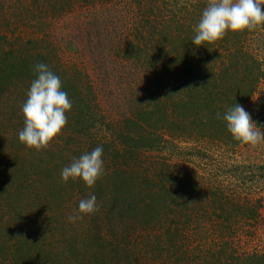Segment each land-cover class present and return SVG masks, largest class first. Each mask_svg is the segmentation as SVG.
I'll return each instance as SVG.
<instances>
[{
	"label": "trees",
	"instance_id": "trees-1",
	"mask_svg": "<svg viewBox=\"0 0 264 264\" xmlns=\"http://www.w3.org/2000/svg\"><path fill=\"white\" fill-rule=\"evenodd\" d=\"M132 1L141 4L140 8L149 5L140 11L137 19L141 27L146 28L145 23L150 27L148 32L145 29L148 35L145 41L149 45L143 48L137 44L138 40L144 39V35L142 28L136 25L133 32L136 43L128 41L121 51L122 56L130 65L133 61L140 63L141 53L145 54L143 60L158 57L162 62L160 67L152 63L147 65L152 69L145 76L143 91L137 89V106L123 116L118 128L103 120L94 109L91 92H82L77 88L64 70H57L48 61L47 53L19 45L6 49L0 47V98L7 91H17L13 114L0 125V176L9 182L15 171L26 172L28 168L23 166L26 160L31 169V175L27 176V171L25 186L21 182H15L17 188L15 183L9 182V186L26 188V191L30 186L36 187L37 197L46 199L49 206L55 204L56 209H44L42 204L38 205V217H47L48 212V216L52 212L62 215L64 211L60 209V203L65 195L74 194L70 192L75 187L71 186L73 180L61 182L60 168L97 146H102V159L106 162L103 176L93 187L87 188L79 179L76 184L77 191H82L84 197L95 194L99 205L101 217L93 227L95 231L91 238L88 233H82L70 237L72 243H69L70 239L64 232L61 237L52 239L56 226L50 225L48 218L39 226L41 241L38 245L31 242L28 234L19 232L21 224L14 227L13 232L18 231L23 239L10 244V254L15 256L17 251H21L17 258L19 264H53L50 258L55 251L52 243L60 242L62 245L67 242L73 249V260L69 259V255L65 256L66 264H80L83 258L96 264H132V256L135 263L139 258L132 251L131 237L140 230L153 231L156 247L163 248V245L165 250L172 248L176 253L178 247L175 241L181 238L184 228L196 233L211 230L222 237L213 241L212 245L199 247L192 257L193 264H264V253L239 256L230 251L224 256L230 242L223 236L235 230L236 218L256 220L260 205L258 200L250 204L241 202L217 184L195 183L175 176L170 180V171L165 167L160 168V175L152 176L137 169L141 152L159 150L171 143L168 138H162L163 131L172 139L207 138L222 140L228 147L244 145L232 138L224 121L216 114H222L235 104L241 106L254 93L257 83L264 79V58L259 59L243 49L246 36L257 31H261L262 35L264 26L254 31L226 32L222 39L196 47L191 44L193 28L207 0H160L161 8L155 6L156 0ZM168 7L171 11L162 13ZM31 42L34 41L28 39L25 43ZM37 63L46 64L60 77L62 89L72 102L71 110L66 112L67 124L58 135L62 144H48L39 151L18 141V132L24 126L20 109L34 79L33 66ZM101 128L106 129L107 135L97 133ZM16 159L19 163L12 165L11 161ZM160 164L168 167L165 161ZM64 185L71 189L64 192ZM5 191L1 187L0 196ZM4 201L8 207L15 206L10 204L12 200ZM25 213L31 215L29 209ZM203 216L211 218L209 225L196 220ZM25 217L22 214L20 221L24 222ZM180 217L182 221L179 223ZM152 242L153 239H149V243ZM33 246L37 250L34 254ZM55 248L58 250L56 255L63 256V251H59L57 246ZM5 259L2 256L0 264H9ZM177 261L176 256V264Z\"/></svg>",
	"mask_w": 264,
	"mask_h": 264
},
{
	"label": "rangeland",
	"instance_id": "rangeland-1",
	"mask_svg": "<svg viewBox=\"0 0 264 264\" xmlns=\"http://www.w3.org/2000/svg\"><path fill=\"white\" fill-rule=\"evenodd\" d=\"M158 1L160 0H156L155 6L161 8L163 5ZM141 6L132 0H0V47L6 49L19 45L47 53L48 61L56 66L57 70H64L77 88L82 92L88 90L91 92L94 109L103 120L118 128L121 126L123 116L134 111L137 106L135 97L137 89L143 91L145 76L152 69L147 65L152 63L160 67L162 62L158 57L143 60L145 54L141 53L140 63L133 61L134 63L130 65L122 56L121 51L126 48L127 43H136L133 36L136 25L142 28L140 31L144 35V39L138 40L137 44L143 48L149 45V42L145 41L148 39L145 29L148 32L150 27L146 23V28L137 23L140 11L149 5L140 8ZM166 11H171V8L163 9L162 13ZM262 33L261 35V31H257L256 34L247 35V40L243 44L245 51L259 59L264 58V31ZM28 39L34 42L26 44ZM16 93L17 91H7L0 98V125L13 114ZM241 106L260 127L259 130L264 131V79L257 83L254 93ZM97 133L100 136L107 135L105 128H101ZM161 134L163 139L168 138L171 143L163 145L159 150L141 152L137 169L152 176L160 175V168L165 167L170 171L169 177L167 176L170 180L175 176L177 179L180 177L195 183L217 184L221 185L229 196L237 197L236 199L241 202L250 204L258 200L260 205L256 220L236 218L235 230L230 235L223 236L230 242L224 256L230 251L239 256L264 253V143L256 146L244 144L228 147L222 140L207 138L193 140L184 137L172 139L164 131ZM58 142L62 144L57 136L49 144ZM66 155L71 156L67 153ZM163 161L168 167L160 164ZM18 163L19 159L11 161L15 166ZM23 166L28 168V174L27 171H15L16 174L9 177L10 183L21 182L25 186L27 176L31 175L28 160ZM9 182L0 176V190L1 187L6 190L0 196V259L5 256V261L9 264H19L17 258L21 251L12 256L8 247L13 241L23 239L19 233L21 231L25 235L28 234L32 243L38 245L41 241L39 226L48 218V223L56 226L52 239L61 237V233L64 232L70 239L69 243H72L71 238L78 234L88 233L89 238L93 236H90L95 231L93 227L101 217L98 211L83 216L74 223L68 220L70 215L76 214L79 201L86 198L82 191H77L78 179L73 180L72 184L68 183L75 187L70 192L74 194L63 197L60 203V209L64 211L62 215L52 212L48 216V212L44 218L37 215L38 205L42 204L41 208L44 209H56L55 204L49 206L46 199L37 197L36 187L30 186L27 191L21 187L14 189L17 188V183L13 187L9 186ZM63 189L66 192L71 187L64 185ZM4 199L12 200L10 204L15 206L8 207ZM28 209L31 215L25 213ZM22 214L26 215L24 222L19 219ZM178 219L180 223L182 218ZM210 219L203 216L196 220L209 225ZM20 224L21 230L13 232L14 227ZM182 231L181 238L175 241L178 249L173 253L172 248L165 250L163 245L161 246L163 248L155 246L157 240L153 231L140 230L131 237L132 251L139 260L135 263V257L132 256L131 263L176 264L177 256V264H193L192 257L197 249L212 245L213 241L222 238L211 230L196 233L183 228ZM149 239H153L151 244ZM56 246L59 251H63V256L56 255L58 251ZM35 247L31 248L32 254L37 251ZM52 247L55 250L50 255L53 264H66L65 256L68 255L69 259L73 260L71 256L73 249L69 248L67 242L62 245L60 242H53ZM80 264L96 263H89L83 258Z\"/></svg>",
	"mask_w": 264,
	"mask_h": 264
},
{
	"label": "clouds",
	"instance_id": "clouds-1",
	"mask_svg": "<svg viewBox=\"0 0 264 264\" xmlns=\"http://www.w3.org/2000/svg\"><path fill=\"white\" fill-rule=\"evenodd\" d=\"M262 6L264 0H207L193 28L191 44L199 47L222 39L226 32L254 31L264 26ZM33 72L34 79L20 109L24 126L18 132V141L39 151L57 137L67 124L66 112L71 110L72 102L62 89L60 77L46 64H35ZM216 115L224 121L233 139L251 146L264 143V131L259 130L260 127L242 106L235 104ZM102 154V146H97L74 158L61 169V182L79 179L87 188L93 187L105 172ZM98 210L97 198L92 194L79 201L76 214L70 215L68 220L74 223Z\"/></svg>",
	"mask_w": 264,
	"mask_h": 264
}]
</instances>
